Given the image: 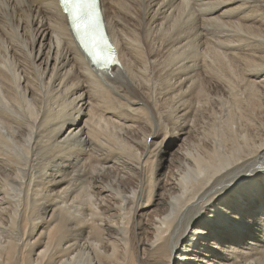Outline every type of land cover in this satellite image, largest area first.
Here are the masks:
<instances>
[{
  "label": "bare ground",
  "instance_id": "6f19581e",
  "mask_svg": "<svg viewBox=\"0 0 264 264\" xmlns=\"http://www.w3.org/2000/svg\"><path fill=\"white\" fill-rule=\"evenodd\" d=\"M103 5L0 0V264H264V0Z\"/></svg>",
  "mask_w": 264,
  "mask_h": 264
},
{
  "label": "snow or ice",
  "instance_id": "6c2138e0",
  "mask_svg": "<svg viewBox=\"0 0 264 264\" xmlns=\"http://www.w3.org/2000/svg\"><path fill=\"white\" fill-rule=\"evenodd\" d=\"M65 10L69 12L72 18V24L76 29L77 36L82 45L93 56V62L96 64L107 63L95 58L93 47L95 43L92 39L94 33L100 29V16L95 11L96 0H61ZM82 26V27H81ZM91 45V47H90ZM111 51V49H109ZM115 62V61H113Z\"/></svg>",
  "mask_w": 264,
  "mask_h": 264
},
{
  "label": "rangeland",
  "instance_id": "374dc122",
  "mask_svg": "<svg viewBox=\"0 0 264 264\" xmlns=\"http://www.w3.org/2000/svg\"><path fill=\"white\" fill-rule=\"evenodd\" d=\"M257 74H259V75H261V76H264V73H257ZM241 96V95H240ZM242 98V100H245L244 98L245 97H241ZM254 116V115H253ZM253 120V121H252ZM255 120H257V121H255ZM251 122H252V126H253V124H254V126H253V128L256 130V131H254V132H256L257 134H258V132L260 133V134H258V137L257 138H262V139H264V121H260V120H258V119H255V118H252L251 119ZM254 122V123H253ZM259 123H261V124H259ZM257 125V126H256ZM261 125V126H260ZM261 128H259V127ZM259 128V129H258ZM260 131H262V132H260ZM260 163H258V165H256V167H253L252 168V171H249L248 172V175L246 176V178L248 179L247 181H246V184H248V185H246V187H247V191L248 192H251L252 191V189L255 187V186H257V184L258 183H262V182H264V160L263 159H261V161H259ZM259 164H260V166H259ZM260 168V169H259ZM256 169V170H255ZM250 172H252L251 174H250ZM257 172V173H256ZM261 175V176H260ZM259 176V177H258ZM258 181V182H257ZM252 183V184H251ZM251 185V186H250ZM13 189H11L10 190V193L12 194V196L14 197L17 193V191H12ZM15 192V193H14ZM33 230V226L29 229L28 228V232L29 231H32ZM5 230H1L0 231V236L1 237H4L3 236V234L5 235V237H6V234L5 233H3ZM6 232V231H5ZM15 232V234L13 233V237H19V236H21V232L20 231H14ZM17 232V233H16ZM3 233V234H2ZM19 234V235H18ZM30 234V233H29ZM18 235V236H17ZM25 239V238H24ZM22 241H23V239H22ZM85 257V256H84ZM84 257H80L81 259H83Z\"/></svg>",
  "mask_w": 264,
  "mask_h": 264
}]
</instances>
